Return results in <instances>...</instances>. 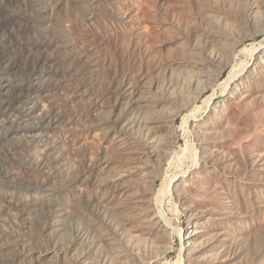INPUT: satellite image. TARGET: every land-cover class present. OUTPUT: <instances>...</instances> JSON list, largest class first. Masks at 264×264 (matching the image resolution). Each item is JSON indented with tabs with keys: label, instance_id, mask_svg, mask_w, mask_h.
<instances>
[{
	"label": "rangeland",
	"instance_id": "rangeland-1",
	"mask_svg": "<svg viewBox=\"0 0 264 264\" xmlns=\"http://www.w3.org/2000/svg\"><path fill=\"white\" fill-rule=\"evenodd\" d=\"M263 6L0 0V264H180L192 206L207 216L209 263L264 264V83L246 79L264 33L232 53L239 33L264 24ZM214 54L235 61L220 69ZM184 106L167 176L198 170L204 150L217 164L180 188L190 200L154 210L142 153L162 145V123Z\"/></svg>",
	"mask_w": 264,
	"mask_h": 264
},
{
	"label": "bare ground",
	"instance_id": "bare-ground-1",
	"mask_svg": "<svg viewBox=\"0 0 264 264\" xmlns=\"http://www.w3.org/2000/svg\"><path fill=\"white\" fill-rule=\"evenodd\" d=\"M262 1H263V4H264V0H262ZM262 9L264 11V6L262 7ZM247 19H248V21H251V16L247 15ZM262 20H264V15L262 17ZM252 28H254L253 32L249 33L248 31H245V32L239 33L240 41L237 42L236 44H234L232 53L235 52V49L238 47L239 44H244L243 42L247 41L249 38H252V37L258 36L261 33H264V24L260 25L259 27L253 24ZM245 50H247V49H245ZM212 56H214L212 58V60H214L215 62H218V63L221 64L220 69H222V68L224 69V68L230 67L231 65H233V63L235 61V59H234L235 58V54L232 56V58H228V59H224V60L218 54H214ZM222 72H223V70H221L220 73L216 75L215 79H213V82H212L210 88H213V87H216V86L219 85V81L221 79ZM235 77H236V73L234 72L230 76L229 80L227 82H225V83L227 84L229 81H231ZM246 79L248 81H250L251 84H253L255 87L260 86L261 84L264 83V49H261V52H260L259 56L255 60V64H254L253 68H251L248 71ZM241 81H243V79ZM226 84H224V85H226ZM224 90L226 91V89H224ZM224 90H222V92H224ZM204 93H206L205 90L201 92V94L203 96H204ZM201 94L197 95L193 99H191V101H190V105L191 106H193V105L197 104L198 102H200V99L202 97ZM212 99H213V96H210L209 98H207V101H205V104L207 103L208 107H209L210 102L212 101ZM219 105L221 106V103H219ZM217 107L218 106L216 105L215 109ZM187 108H188V106H184L179 111H175V112L171 111L170 115H168L166 117L165 121L161 125V129H162V133H163V143H162V145L158 146V145H155V143H154L152 146H149V148H147L145 152L142 153V158L145 161L144 162L145 164H143V165H145L144 167H147L148 170L146 168H144L143 165L141 166L142 163L140 164V166L143 167L142 169H143L144 172H145V169L147 171H149V169H150V170H152V173L154 174V175L152 174V176L150 178L148 177L149 179L146 178L148 180L145 179V186L143 187L144 188V193L146 194V198H144V201H145V199H147V197H150L146 201H148V203H150L148 205L150 207H153V209H154L155 206L160 205L162 203V201L164 202V200H167V199H168V202H169L168 205L172 204V198H173L174 195H176L180 201L187 202L188 199H189L188 198L189 196H187L188 194L185 195L186 193H183L184 191H180L181 190L180 188H182L185 184H186L185 185V188H186V186L188 184L187 182H191V184H192L194 182V180H196V177L200 178L201 176L200 177L197 176V174H199V172H201L199 170H202L203 172H205V171H207L209 169L211 170L212 169L211 167H214L217 164L216 162H214L215 159L211 155H209L208 152H205V150H204V152L202 154L203 157L201 159L202 161L201 162L200 161L196 162L197 164L199 163L198 164L199 168H197L198 170H195V169L191 170L190 169L191 172H190L189 175H187V176L183 175V176H179V177L176 175V177H174L173 179H169V177H168L169 175L167 176V174H166V166L169 165L173 159H175L174 158V157H176L175 156L176 155L175 148H176V145L178 144V140L180 138L178 136V134H177V131L174 129V124H175L176 120L179 119L185 111H187ZM200 108H202V107L194 106L193 109H192V112L196 111V113H198L197 109L199 110ZM189 120H192L190 113L188 115H184L183 116V121H184L183 124H185L186 126L189 123ZM182 129H183V125H182ZM184 134H185V132H184ZM186 149H187V147L184 150H186ZM194 152L196 153V151H194ZM185 157H187V156H185ZM136 169H134V170H136ZM223 169L224 168H222V170ZM140 170H141V168H140ZM140 170H137V171H140ZM130 172H129V174H130ZM140 172H142V171H140ZM149 172H151V171H149ZM203 172H201V174ZM136 173L137 172L132 173V174L135 175ZM146 173H145V175H146ZM132 174H131V176H132ZM147 174H149V173H147ZM144 176H143V178H144ZM148 176H150V175H148ZM145 177H147V176H145ZM140 180L142 181L144 179H140ZM196 182H198V181H195V183ZM159 183H160V188L157 191H155L157 189V188L155 189V187H156V185H159ZM141 184H143V183H141ZM188 186H189V184H188ZM248 186H251V185H248ZM185 191H186V189H185ZM199 195H197V196H199ZM140 196H141V194H140ZM139 200H140V197H139ZM135 203H137V202L135 201ZM145 203H147V202H145ZM193 203H195V201ZM153 209L151 208L152 211H153ZM160 209H162V207ZM198 209H197V207L192 206V208L189 210L190 216L192 215L194 219L188 223L187 239L184 241V247L182 246V249H181L186 254V259H185V261L182 260L183 261V263L181 262L182 264H211V263H209V261H207L208 255L211 253L209 251L211 247H208L207 244L205 242H203V240H204L203 237H204L205 231L207 229L204 230L201 227L203 221L206 222L205 220L207 219V216L201 214L200 210H198ZM154 210H156V209H154ZM162 210H160V211H162ZM148 211H150V210H148ZM152 211H151V213H152ZM147 213H148V216H149L150 212H147ZM155 215H157V214H155ZM155 215H154V218H153L154 221L152 222L153 226H154L153 231L155 233L160 234L161 236H163L164 239L168 238L171 234H174L173 233L174 231L169 227V225L166 222V220H164L166 218L163 219L162 217H159V215H157V217L155 218ZM148 216H147V218H148ZM162 216H165V215H162ZM208 216H214V214H208ZM163 238H161V239L163 241H165ZM162 243H164V242H162ZM166 246L167 245H163L162 246L163 249L168 247V246L167 247ZM163 253H166V252H163ZM160 255H161V253H160ZM157 256H159V255H157ZM133 258L136 259V257H133ZM135 259H132V261L135 262L134 264H138L137 261H134ZM137 260H139V259H137ZM140 261H142V259H140ZM167 263H169V262H167ZM143 264H145V262ZM146 264H148V263L146 262ZM214 264H222V262H221V260L218 259Z\"/></svg>",
	"mask_w": 264,
	"mask_h": 264
}]
</instances>
